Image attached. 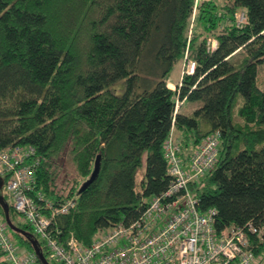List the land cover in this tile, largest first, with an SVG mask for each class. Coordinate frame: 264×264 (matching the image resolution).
<instances>
[{
  "label": "trees",
  "instance_id": "trees-1",
  "mask_svg": "<svg viewBox=\"0 0 264 264\" xmlns=\"http://www.w3.org/2000/svg\"><path fill=\"white\" fill-rule=\"evenodd\" d=\"M224 1L0 0V149L33 148L25 162L31 197L76 199L53 221L61 241L72 235L87 245L138 217L172 181L165 141L172 138L187 164L218 131L217 162L188 191L199 211L216 209V229L258 227L250 244L257 264L264 259V0ZM178 62L183 71L171 88ZM64 152L79 181L63 196L55 178ZM97 156L95 179L79 191ZM6 180L0 222L10 239L27 252L36 240L57 264L32 226L17 220ZM4 203L22 233L9 232Z\"/></svg>",
  "mask_w": 264,
  "mask_h": 264
},
{
  "label": "built area",
  "instance_id": "built-area-1",
  "mask_svg": "<svg viewBox=\"0 0 264 264\" xmlns=\"http://www.w3.org/2000/svg\"><path fill=\"white\" fill-rule=\"evenodd\" d=\"M244 20L243 14L238 22ZM216 42H212V48ZM188 63L186 73L194 70ZM219 132L207 135L192 151L188 163L176 155L178 147L169 137L164 143L168 172L172 176L167 190L152 197L138 217L119 222L82 245L69 235L60 240L53 226L56 216L75 207V198L58 204L41 194L31 197L27 190L34 182L33 169L26 159L32 147L0 149V176L7 177L6 189L17 220L32 226L43 241L48 258L57 264H257L249 234L260 233L253 223L214 226L216 209L201 212L187 183L205 175L217 162ZM140 180V179H139ZM0 251L4 264H39L34 252L18 248L0 222Z\"/></svg>",
  "mask_w": 264,
  "mask_h": 264
},
{
  "label": "rangeland",
  "instance_id": "rangeland-1",
  "mask_svg": "<svg viewBox=\"0 0 264 264\" xmlns=\"http://www.w3.org/2000/svg\"><path fill=\"white\" fill-rule=\"evenodd\" d=\"M219 3L225 2L224 0H217ZM183 63H177L169 73V78L173 82H177L183 71ZM258 82L261 88L264 89V63L258 66ZM188 110V109H187ZM57 165V176L55 178V190L58 194L66 195L69 190L75 186L76 182L79 181L73 164L71 163L70 157L64 152L63 155L58 159ZM185 165V164H184ZM142 176V169L137 172V179L139 180ZM11 235L14 233L12 230L9 231ZM260 264H264V259Z\"/></svg>",
  "mask_w": 264,
  "mask_h": 264
},
{
  "label": "water",
  "instance_id": "water-1",
  "mask_svg": "<svg viewBox=\"0 0 264 264\" xmlns=\"http://www.w3.org/2000/svg\"><path fill=\"white\" fill-rule=\"evenodd\" d=\"M98 170H99V156H97L96 159H95L94 168H93L89 178L86 181L83 182V184L81 185L79 191L84 190L95 179V177H96V175L98 173ZM1 186H2V177L0 176V187ZM2 206H3V209H4L5 219H6V222L8 224V227L12 231H19V232L22 233V231L19 228H17L14 224H12V222L10 221L9 214H8V205L4 203V204H2ZM32 245H33L34 252L37 255L39 261L42 264H51L50 262H48L45 259L43 253L41 252L39 246L37 245V241L36 240H33Z\"/></svg>",
  "mask_w": 264,
  "mask_h": 264
},
{
  "label": "crops",
  "instance_id": "crops-1",
  "mask_svg": "<svg viewBox=\"0 0 264 264\" xmlns=\"http://www.w3.org/2000/svg\"><path fill=\"white\" fill-rule=\"evenodd\" d=\"M175 85V82L172 81V83L169 84V87L173 88Z\"/></svg>",
  "mask_w": 264,
  "mask_h": 264
}]
</instances>
